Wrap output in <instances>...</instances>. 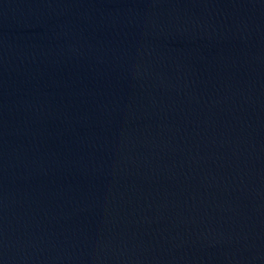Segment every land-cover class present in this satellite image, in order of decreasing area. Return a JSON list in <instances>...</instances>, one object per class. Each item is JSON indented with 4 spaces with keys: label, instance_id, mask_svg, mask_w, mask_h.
<instances>
[{
    "label": "water",
    "instance_id": "water-1",
    "mask_svg": "<svg viewBox=\"0 0 264 264\" xmlns=\"http://www.w3.org/2000/svg\"><path fill=\"white\" fill-rule=\"evenodd\" d=\"M0 264H264V0H0Z\"/></svg>",
    "mask_w": 264,
    "mask_h": 264
}]
</instances>
